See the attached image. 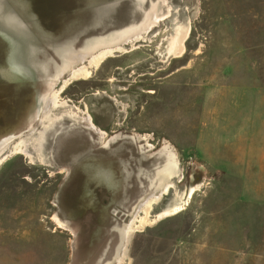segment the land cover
<instances>
[{"label":"rangeland","instance_id":"rangeland-1","mask_svg":"<svg viewBox=\"0 0 264 264\" xmlns=\"http://www.w3.org/2000/svg\"><path fill=\"white\" fill-rule=\"evenodd\" d=\"M23 27L88 41L0 153V264H264V0H0ZM83 148L124 173L87 202Z\"/></svg>","mask_w":264,"mask_h":264},{"label":"flooded vegetation","instance_id":"flooded-vegetation-1","mask_svg":"<svg viewBox=\"0 0 264 264\" xmlns=\"http://www.w3.org/2000/svg\"><path fill=\"white\" fill-rule=\"evenodd\" d=\"M84 32L85 30H79L78 34ZM5 33L8 34L6 36L0 34V134H5V137L2 138L4 139L12 134L27 132L24 136L32 134L38 138L37 123L40 124L37 117L38 98L51 94L48 90L51 80H56L54 78L55 67L61 64V57L57 54V48L68 46L76 53H80L88 40L82 42V38L71 37L66 40L55 39L56 43L53 41L52 43L47 42V44L35 29L28 27L7 29ZM109 45H103V48ZM15 47L22 51L21 60L18 62H24L27 67L18 75L10 72L9 69L12 61L17 57ZM26 51L32 52L29 54ZM33 57L36 58V62L31 59ZM87 57L86 55L85 59ZM81 62H77L75 66ZM66 73L71 72L69 70L64 74ZM70 126L74 125L71 123L68 127ZM57 127L63 128L59 123H55L52 129L48 131L47 136L55 133ZM73 159L74 168L80 172L71 171L68 174L86 180V202V199L91 197V191L94 187L101 185L107 186L109 189L110 187L114 188L117 180L124 174L117 171L113 163L109 161V153L104 154L95 148H83Z\"/></svg>","mask_w":264,"mask_h":264},{"label":"water","instance_id":"water-1","mask_svg":"<svg viewBox=\"0 0 264 264\" xmlns=\"http://www.w3.org/2000/svg\"><path fill=\"white\" fill-rule=\"evenodd\" d=\"M6 31H7V29H6ZM135 32H133V31H131V33H129V36L130 35H133ZM0 34L1 35H4V36H6V34H8V33H5V31H4V28H0ZM124 40H126V37L125 38H123L122 40H118V41H116V43H117V45L116 46H114V49H113V51H118L119 49H121V47L122 46H118L119 44H124L125 42H129V41H124ZM118 42H121V43H118ZM108 43V42H107ZM110 44V43H109ZM115 45V44H114ZM103 47V46H102ZM16 48V47H15ZM27 50H30V49H27ZM27 53L29 52V54L32 52V51H26ZM16 54H17V57H16V62L18 63V61L19 60H21V57H22V51H20V49H17L16 48ZM32 60L34 59H36L35 57H33V58H31ZM35 62H36V60H35ZM11 64V67L9 68L10 69V72H12V73H14V74H16V75H18L22 70H21V68L19 67V66H17L18 64ZM41 68H43V67H41ZM42 71H43V69H42ZM55 81V80H54ZM54 81H52L51 83H50V89L48 90V92H50L52 89H53V87H54V85H55V83H54ZM47 104H48V99H46L45 97H39L38 98V104H37V117H38V122H41V115L43 114V113H45V107L47 106ZM27 132H25V133H18V134H12V135H10V136H8V137H6V138H4V139H2L1 141H0V151H2L3 149H5V148H3L5 145H7V144H10L12 141H14V140H17V139H19V138H21V137H23L25 134H26Z\"/></svg>","mask_w":264,"mask_h":264},{"label":"bare ground","instance_id":"bare-ground-1","mask_svg":"<svg viewBox=\"0 0 264 264\" xmlns=\"http://www.w3.org/2000/svg\"><path fill=\"white\" fill-rule=\"evenodd\" d=\"M4 16V15H3ZM3 19V18H2ZM10 22V21H9ZM182 32V31H181ZM183 33V32H182ZM184 34V33H183ZM186 38H187V36H186ZM185 43V42H184ZM185 45V44H184ZM170 47H172V46H170ZM114 49V48H113ZM112 49V50H113ZM112 50H108V51H102L98 56H96L95 57V59L93 60V63L92 64H94V65H98L101 61H102V59L105 57V55L107 54V53H109V54H112ZM181 53V52H180ZM74 72H75V69H74ZM90 75V71L87 69V67H82V69H80V70H78V71H76L72 76L73 77H82V76H85V77H87V76H89ZM72 77V78H73ZM55 99V98H54ZM56 100V99H55ZM57 104V103H56ZM66 104V103H65ZM47 116V115H46ZM48 118V117H47ZM49 119H51V118H49ZM53 120V118L50 120V121H52ZM45 121V120H44ZM47 121H49V120H47ZM47 127V126H46ZM8 146V144L7 145H5L3 148H6ZM16 150H17V148L18 147H14ZM19 149V148H18ZM23 149V148H22ZM1 150V149H0ZM3 151V150H2ZM2 151H0V153L2 152ZM170 157V156H169ZM173 166H175V165H173ZM170 169H171V165H168V166H166L163 170H162V172H161V180H160V182H162L163 180H165L166 178H167V176H168V174H169V172H170ZM164 190V189H163ZM180 210V206H178V207H176V208H173V209H171V210H168L167 211V213H175V212H177V211H179Z\"/></svg>","mask_w":264,"mask_h":264},{"label":"crops","instance_id":"crops-1","mask_svg":"<svg viewBox=\"0 0 264 264\" xmlns=\"http://www.w3.org/2000/svg\"><path fill=\"white\" fill-rule=\"evenodd\" d=\"M261 113H260V116H262V118H261V121H260V123H261V125L263 126V129H264V110H262V111H260ZM262 150L260 151V155L262 156V157H264V143L262 144V148H261Z\"/></svg>","mask_w":264,"mask_h":264}]
</instances>
